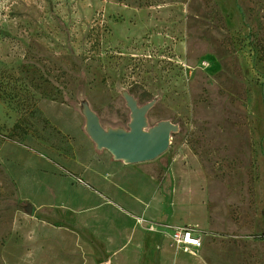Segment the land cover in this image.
<instances>
[{"label":"rangeland","instance_id":"1","mask_svg":"<svg viewBox=\"0 0 264 264\" xmlns=\"http://www.w3.org/2000/svg\"><path fill=\"white\" fill-rule=\"evenodd\" d=\"M128 97L175 126L144 162L186 145L208 173V264H264V0H0V264H75L78 231L86 264H127L109 196L69 177L79 112L128 131Z\"/></svg>","mask_w":264,"mask_h":264},{"label":"crops","instance_id":"2","mask_svg":"<svg viewBox=\"0 0 264 264\" xmlns=\"http://www.w3.org/2000/svg\"><path fill=\"white\" fill-rule=\"evenodd\" d=\"M47 104L77 111L54 100ZM79 114L83 119L85 136L83 143L86 144L84 146L86 151L82 149L77 153L73 150L75 153L70 154L73 159L71 165L78 172L75 170L69 181L71 187L76 188L74 186L76 181L80 189L83 185L99 194L108 195L118 216L115 224L118 228L126 224V236L118 243L113 257L125 253L123 256L130 257L127 264H208L200 253L201 247L194 248L192 253H183L184 251L179 250L172 254L171 230L167 228L173 226H188L193 230L212 228L209 176L196 154L186 145H181L168 151V157H163L164 159L158 162L127 161L124 157L115 155L98 139H94L93 132L92 135L90 133V130L98 132L100 128L110 133V129H104L98 119H89L90 116H87L85 111ZM47 117L50 118L49 115ZM63 120V127L55 120L51 122L66 134L63 130L69 127V123L65 117ZM72 142L70 141V144L73 147L75 142ZM78 146L80 149V145ZM74 177L77 179H73ZM78 194L77 201H69L71 205L67 207L68 209L86 208L82 193L78 191ZM161 229L166 231L169 237H161L159 232ZM78 232V236L73 238L72 245L74 250H77V253H74L77 261L74 263L86 264V237L84 233ZM140 232L139 242L137 235ZM199 238L202 245V237Z\"/></svg>","mask_w":264,"mask_h":264},{"label":"water","instance_id":"3","mask_svg":"<svg viewBox=\"0 0 264 264\" xmlns=\"http://www.w3.org/2000/svg\"><path fill=\"white\" fill-rule=\"evenodd\" d=\"M131 108L133 119L130 130L123 136L115 133H107L101 128L98 132L92 131L96 139L107 146L118 157L128 158L131 161H144L158 157L162 154L169 143L170 133L175 126L166 122H160L151 130L144 131L145 106L138 107L134 104ZM93 119L97 116L92 113Z\"/></svg>","mask_w":264,"mask_h":264},{"label":"built area","instance_id":"4","mask_svg":"<svg viewBox=\"0 0 264 264\" xmlns=\"http://www.w3.org/2000/svg\"><path fill=\"white\" fill-rule=\"evenodd\" d=\"M167 228L171 230L170 237L175 248L189 252L201 246V240L193 231V228L188 226H173Z\"/></svg>","mask_w":264,"mask_h":264},{"label":"bare ground","instance_id":"5","mask_svg":"<svg viewBox=\"0 0 264 264\" xmlns=\"http://www.w3.org/2000/svg\"><path fill=\"white\" fill-rule=\"evenodd\" d=\"M127 101H128V105H129V107H131V108H134V107H135V106H134V103H135V102H134L133 98L128 97V98H127ZM145 108H146V107H145ZM85 114H87V116H90L89 119L93 118L91 112L86 111ZM131 118H133V114L131 115ZM109 131H110V133H116V134H118V135H124V134L126 133V131L123 130V129H117V130H111V129H110ZM90 133H91V135H92V131H91V130H90ZM93 138L96 139L95 136H93ZM125 159H127V161L130 160V159H128V158H125Z\"/></svg>","mask_w":264,"mask_h":264}]
</instances>
